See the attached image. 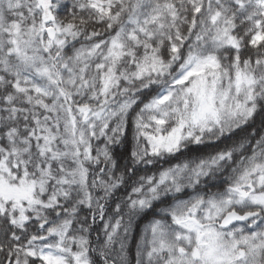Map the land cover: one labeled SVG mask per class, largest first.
Masks as SVG:
<instances>
[{
	"label": "trees",
	"instance_id": "trees-1",
	"mask_svg": "<svg viewBox=\"0 0 264 264\" xmlns=\"http://www.w3.org/2000/svg\"><path fill=\"white\" fill-rule=\"evenodd\" d=\"M37 5L0 0V181L33 183L36 200L0 210V264H75L77 255L88 264H175L176 253L150 246L147 227L171 226L167 210L181 200L215 196L264 146V0H53L55 23L68 32L56 51L58 90L15 51L14 28L36 27ZM222 30L235 47L216 46ZM193 56L226 85L250 73L253 113L153 154L149 138L178 125L191 82L181 69ZM209 166L191 190L172 195L161 184Z\"/></svg>",
	"mask_w": 264,
	"mask_h": 264
},
{
	"label": "rangeland",
	"instance_id": "rangeland-1",
	"mask_svg": "<svg viewBox=\"0 0 264 264\" xmlns=\"http://www.w3.org/2000/svg\"><path fill=\"white\" fill-rule=\"evenodd\" d=\"M37 10L40 12V17L36 27L29 25L22 30L18 26L14 28L15 51L26 65L35 69L37 74L49 83L55 84L58 90L59 76L55 70L58 58L56 51L64 47L68 32L61 30L55 21L53 25L46 26L39 5ZM51 14L53 15L52 9ZM50 27L56 32L53 40L47 36ZM227 35L222 30L218 35L220 42L215 41L216 46L220 47L224 44L235 47V39ZM216 46L214 48H217ZM197 61L196 56H193L181 69L180 80L191 81L183 92L181 117L178 125L167 135L149 138L153 154L172 153L196 132H199L198 138L214 130L220 132L253 113L252 92L256 82L250 73L238 72L232 77L231 83L226 85V77L221 79L219 75L213 73L205 74L197 66ZM107 85L106 82L105 89L108 88ZM104 117L103 112L91 118L86 116L83 118L84 127L87 126L86 123ZM78 139L84 144L85 133L81 132ZM254 155L247 168L237 175L230 176L233 182H236V186L230 192L224 193L223 196L209 197L207 200L200 195H193L168 208L172 225L167 227L162 222H155L148 226L146 233L149 235L150 246L159 252L167 251L170 256L176 253L178 256L173 261L175 264H258L255 258L260 257L261 250L256 245L252 247L254 240L242 238L234 232L223 234L217 227L220 219L233 206L264 204V193L257 194V191L264 188V146ZM222 159L223 157H220L219 161ZM214 166L194 173L187 174L185 171H180L167 175L162 179L161 184L169 186L172 195L182 193L186 188L191 190V187L207 176ZM184 179L187 181L182 183ZM240 192L244 195L253 193L254 195L249 200H243L241 195H236ZM34 193L35 186L31 182L22 180L15 184L3 178L0 181V210L3 211L8 204L21 211L32 208L36 201ZM201 210H203L202 216H200ZM195 252L200 256L198 260L194 259ZM246 253L253 257L248 258ZM74 258L75 264H88L80 255Z\"/></svg>",
	"mask_w": 264,
	"mask_h": 264
},
{
	"label": "flooded vegetation",
	"instance_id": "flooded-vegetation-1",
	"mask_svg": "<svg viewBox=\"0 0 264 264\" xmlns=\"http://www.w3.org/2000/svg\"><path fill=\"white\" fill-rule=\"evenodd\" d=\"M234 180H231L229 182H226L225 186H222L223 182H219L218 186H222V188L219 187V190L217 196H223L224 193L230 192L235 186L236 182H233ZM263 194L264 188L257 191V194ZM236 195H241L243 200H249L250 197L253 194L250 195H244L240 193H236ZM203 198V197H202ZM203 210H201L200 216H202ZM228 214H238L240 216L250 215L248 219H246L243 222H235L234 224L230 225L227 229L221 228V222ZM217 227H219V231H221L223 234H229L231 232L237 233L238 236L247 237L250 240H254L252 242V247L255 245L261 250L260 257L255 258V261L258 264H264V204H256V205H249L246 204L245 206H233L228 212L224 214V216L220 219V221L217 223ZM242 233V234H241ZM239 242V241H238ZM240 243V242H239ZM249 250V248H247ZM249 252V251H248ZM246 253V256L248 258L253 257L251 254ZM198 256V258H196ZM198 252H195L194 259H199Z\"/></svg>",
	"mask_w": 264,
	"mask_h": 264
},
{
	"label": "water",
	"instance_id": "water-1",
	"mask_svg": "<svg viewBox=\"0 0 264 264\" xmlns=\"http://www.w3.org/2000/svg\"><path fill=\"white\" fill-rule=\"evenodd\" d=\"M37 4L40 6L43 12V22L46 26L53 25L55 19L51 14V9L53 6V0H37ZM55 30L54 28L50 27L47 31V36L50 40H53L55 37ZM251 217L250 215L240 216L238 214H228L223 221L221 222V228L227 229L230 225L234 224L235 222H243L246 219ZM198 258V256H196Z\"/></svg>",
	"mask_w": 264,
	"mask_h": 264
}]
</instances>
